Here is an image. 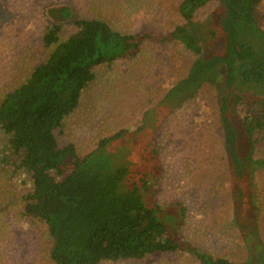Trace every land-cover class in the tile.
Returning a JSON list of instances; mask_svg holds the SVG:
<instances>
[{
  "label": "rangeland",
  "instance_id": "374dc122",
  "mask_svg": "<svg viewBox=\"0 0 264 264\" xmlns=\"http://www.w3.org/2000/svg\"><path fill=\"white\" fill-rule=\"evenodd\" d=\"M178 2L0 0V99L46 59L48 51L41 39L54 23L51 10H70L71 18L58 23L61 39L75 31L73 22L78 19L102 21L125 35L146 32L160 36L181 23L176 13ZM216 5L199 10L195 20L209 21L218 31ZM256 26L259 34L252 35L248 29L240 34V41L250 43L264 37V0L257 11ZM213 37L207 35L202 46L206 57L222 48L221 37ZM194 58L180 43L143 41L134 57L95 67L93 81L81 90L76 108L56 132L57 145L71 144L76 155L83 157L99 140L125 131L113 149H124L127 157L144 149L149 152L150 147L154 150L155 176L149 182L152 201L174 218L175 236L181 244L236 263L264 264V169L252 167V179L242 178L235 184L227 172L218 127L219 107L227 94L224 113L238 136L245 110L234 103L223 76H217L215 85L203 86L193 101L160 117L165 112L160 100L184 77ZM256 141L255 155L259 156L264 154V134L256 136ZM18 163L10 151L9 136L0 131V264H53L44 225L22 215V196L30 183L26 174L16 170ZM177 204L182 205L183 215L178 214ZM99 264L198 263L193 254L180 250Z\"/></svg>",
  "mask_w": 264,
  "mask_h": 264
},
{
  "label": "trees",
  "instance_id": "16d2710c",
  "mask_svg": "<svg viewBox=\"0 0 264 264\" xmlns=\"http://www.w3.org/2000/svg\"><path fill=\"white\" fill-rule=\"evenodd\" d=\"M261 1L179 0L176 13L181 23L160 36L125 35L102 21L78 19L73 22L75 31L61 39L58 23L71 18L70 10L59 7L49 12L54 23L41 39L47 57L24 82L1 97L0 131L9 136L10 151L19 159L16 170L29 177L22 215L44 225L53 264L141 260L180 250L193 254L198 264H247L189 250L176 238L174 218L152 201L149 182L155 176L156 153L151 147L149 152L144 149L127 157L124 149H113L125 132L118 131L80 157L71 144L58 147L56 132L76 108L81 90L93 81L95 67L134 57L143 41L176 42L195 58L160 100L165 110L161 119L223 76L234 103L245 110L238 136L224 113L227 94L219 107L227 172L234 184L242 178L251 180L252 167L264 169V154L255 155L256 136L264 134V37L250 43L239 37L248 29L252 35L259 34ZM211 4H217L218 31L209 21L195 20L198 11ZM207 35H219L222 48L206 57L202 46ZM176 206L183 215L182 205Z\"/></svg>",
  "mask_w": 264,
  "mask_h": 264
}]
</instances>
